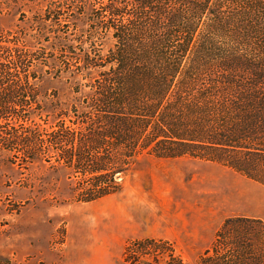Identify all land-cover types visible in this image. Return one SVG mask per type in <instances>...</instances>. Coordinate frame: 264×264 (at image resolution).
<instances>
[{"label":"trees","instance_id":"trees-1","mask_svg":"<svg viewBox=\"0 0 264 264\" xmlns=\"http://www.w3.org/2000/svg\"><path fill=\"white\" fill-rule=\"evenodd\" d=\"M91 12L74 54L93 94L71 109L36 115L40 60L19 37L0 38V153L55 161L84 204L120 193L144 154L218 163L264 185V0H101ZM75 48L60 37L56 51ZM45 112L49 128L35 121ZM123 261L185 264L155 238L130 242ZM198 264H264V221L226 219Z\"/></svg>","mask_w":264,"mask_h":264},{"label":"rangeland","instance_id":"rangeland-1","mask_svg":"<svg viewBox=\"0 0 264 264\" xmlns=\"http://www.w3.org/2000/svg\"><path fill=\"white\" fill-rule=\"evenodd\" d=\"M99 2L0 0V38L19 37L40 60L36 115L92 96L74 53ZM60 37L75 44L72 54L56 51ZM54 119L45 112L35 121L49 128ZM73 182L55 161L24 165L0 153V264H125L126 246L146 238L170 241L185 264H198L227 218H264V185L192 157L141 155L120 193L92 203L72 200Z\"/></svg>","mask_w":264,"mask_h":264},{"label":"crops","instance_id":"crops-1","mask_svg":"<svg viewBox=\"0 0 264 264\" xmlns=\"http://www.w3.org/2000/svg\"><path fill=\"white\" fill-rule=\"evenodd\" d=\"M234 217H249V218H259V219H262L264 221V218H261V217H252V216H246V215H239V216H234ZM230 218H233V217H230ZM229 219V218H227Z\"/></svg>","mask_w":264,"mask_h":264}]
</instances>
